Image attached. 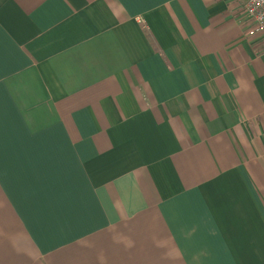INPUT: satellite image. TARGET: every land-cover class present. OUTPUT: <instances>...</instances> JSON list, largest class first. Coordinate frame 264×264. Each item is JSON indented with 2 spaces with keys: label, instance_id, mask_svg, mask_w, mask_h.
Here are the masks:
<instances>
[{
  "label": "crops",
  "instance_id": "1",
  "mask_svg": "<svg viewBox=\"0 0 264 264\" xmlns=\"http://www.w3.org/2000/svg\"><path fill=\"white\" fill-rule=\"evenodd\" d=\"M0 264H264L246 0H0Z\"/></svg>",
  "mask_w": 264,
  "mask_h": 264
},
{
  "label": "built area",
  "instance_id": "2",
  "mask_svg": "<svg viewBox=\"0 0 264 264\" xmlns=\"http://www.w3.org/2000/svg\"><path fill=\"white\" fill-rule=\"evenodd\" d=\"M246 12L255 22L257 31L264 33V0H246Z\"/></svg>",
  "mask_w": 264,
  "mask_h": 264
}]
</instances>
